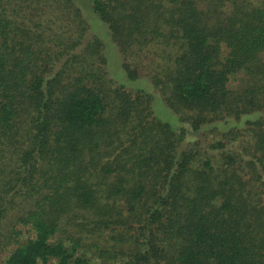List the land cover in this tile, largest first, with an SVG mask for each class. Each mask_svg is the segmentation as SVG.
<instances>
[{
	"label": "trees",
	"instance_id": "trees-1",
	"mask_svg": "<svg viewBox=\"0 0 264 264\" xmlns=\"http://www.w3.org/2000/svg\"><path fill=\"white\" fill-rule=\"evenodd\" d=\"M90 2L127 76L193 132L264 109V0ZM89 29L75 0H0L2 264H94L99 245L121 264H264V116L182 148Z\"/></svg>",
	"mask_w": 264,
	"mask_h": 264
},
{
	"label": "rangeland",
	"instance_id": "rangeland-1",
	"mask_svg": "<svg viewBox=\"0 0 264 264\" xmlns=\"http://www.w3.org/2000/svg\"><path fill=\"white\" fill-rule=\"evenodd\" d=\"M76 4L81 8L83 16L90 24L89 32L85 38V42L95 36L99 37L104 43V52L107 57V69L109 76L118 84L123 85L126 89L132 91L142 90L148 93H152L154 98L152 101V108L154 115L161 121L166 122L171 125L174 130H179L181 126H184L188 130V134L185 137L181 147H186L193 143L194 140L200 139L203 145H206L207 141L211 140L213 137H218L220 133L227 132L233 129H244L248 126L249 121H255L261 116H264V109L260 111L251 112L241 116L240 118H230L226 121H219L210 125L207 130L209 138L207 139L204 135L203 129L198 132H193L189 123H182L179 116L165 103L158 89H155L150 78L146 75H142L137 79H130L127 76L125 69L122 66L123 57L119 51V48L115 44L111 31L108 25L101 20L99 15L92 8L90 0H75ZM247 76L243 74L237 75L231 82L233 88H238L245 84ZM28 235V234H27ZM104 241L99 239L98 242ZM112 242V241H111ZM101 245H99L100 247ZM98 247V248H99ZM92 248V256L95 258L94 264H118L122 262V255L119 253L115 257L102 255L101 251L106 249ZM111 254H114L112 247ZM117 251L119 248L116 249ZM5 253L0 252V264H2Z\"/></svg>",
	"mask_w": 264,
	"mask_h": 264
}]
</instances>
